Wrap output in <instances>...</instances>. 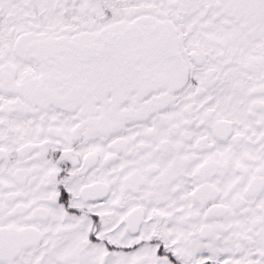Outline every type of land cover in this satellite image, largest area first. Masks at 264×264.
I'll return each mask as SVG.
<instances>
[{"label": "snow or ice", "instance_id": "1", "mask_svg": "<svg viewBox=\"0 0 264 264\" xmlns=\"http://www.w3.org/2000/svg\"><path fill=\"white\" fill-rule=\"evenodd\" d=\"M0 264H264V0H0Z\"/></svg>", "mask_w": 264, "mask_h": 264}]
</instances>
